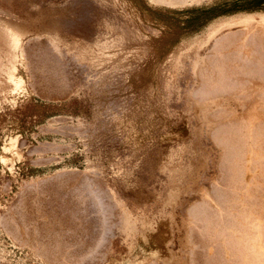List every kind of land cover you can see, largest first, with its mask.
Masks as SVG:
<instances>
[{
  "label": "bare ground",
  "instance_id": "6f19581e",
  "mask_svg": "<svg viewBox=\"0 0 264 264\" xmlns=\"http://www.w3.org/2000/svg\"><path fill=\"white\" fill-rule=\"evenodd\" d=\"M213 1L0 0V108L64 109L3 140L48 175L0 199V264H264V11L182 28Z\"/></svg>",
  "mask_w": 264,
  "mask_h": 264
},
{
  "label": "rangeland",
  "instance_id": "374dc122",
  "mask_svg": "<svg viewBox=\"0 0 264 264\" xmlns=\"http://www.w3.org/2000/svg\"><path fill=\"white\" fill-rule=\"evenodd\" d=\"M255 11L256 12L264 11V0H214L213 3L211 2L210 4L205 3L204 5H201V6H191L189 8H184L179 13L181 14V18L184 20V24L182 26L183 29L200 30L201 28L206 26L207 23L218 18L219 16H225V15L231 16V15L238 14V12L239 13L240 12L256 13ZM175 23H176V20H175ZM260 39H261V36H260ZM258 40H259V38H258ZM259 41L258 42L261 43L262 40H259ZM263 41H262V43H263ZM31 102H33V103H31ZM31 102L27 103L28 104L27 108L28 107L30 108L28 110L30 113L29 114L27 113L28 115H26L25 117L24 116L16 117L17 120H15V121H14L13 114H12L13 113L12 108H9V107H1L0 108V148L4 142L3 140L7 139L9 134L13 130H15V131L17 130L16 132L19 134V137H20V134H21V137H25L22 140L20 137L21 141L24 140L25 143L31 141V142H29L30 145H32L33 143H34L33 145H39V142H45L46 141L43 137H40L38 140L34 139L33 134L35 132H38L39 125H43L47 119H49L51 117H55V115H59L60 114L59 112H62V110L64 111V109H63V107L58 108L57 106L54 107V106H51L50 104H49L50 106L48 104L43 105L42 102L39 100L31 101ZM27 104H25V105H27ZM40 104L44 107H42ZM30 106H32L33 108ZM45 106H47V107H45ZM42 108H45V109H42ZM8 109H10L11 112ZM58 109H60V110H58ZM36 111H37V113H36ZM40 111H43L42 115H40V113H41ZM34 113H36V114H34ZM36 115H38L37 116L38 118H37V121L35 122V118H33V117H35ZM10 117H12V118L10 119ZM2 122H3V124L6 123V125H3ZM14 125L15 126L17 125L18 127L17 126L16 127L19 129H17ZM61 143L62 142H60V144ZM57 144H59V142ZM26 145L23 147H26ZM33 155L29 157L30 159L23 156L22 158H18V159H14V160L9 159L10 160L9 161L6 158V161L8 160L9 163L6 162L4 159L0 158V172H1L0 173V199H2V201H5V202L6 201L11 202L7 206V208H5L3 210V212L7 211L8 208H10L14 203H16V201L17 202L23 201V200H21L22 197H23L22 199H25V202H22V204L26 203V200L29 198L28 193L30 192V188H32L31 186H34L35 183L38 184L39 189L41 190L40 187H41V185L43 186L42 183H44L43 177H44V175L45 176L48 175V170L45 167L46 166L45 163L43 164V162H39L40 156H38L37 154H33ZM60 155H62L61 160L55 162L56 165L54 164V167L58 170H54L55 168L53 167L51 169V174H56L59 170H62L64 168H65V170H75V169H78L76 171H82L83 170L82 168H84V166H85V165H83L84 159L82 158V155L77 150H72V151L66 150V151L60 152L59 156ZM31 157H32V159H31ZM37 158L39 159L38 164H37ZM32 160H34L36 163H32L33 162ZM3 161L6 162L7 165ZM3 163L5 165L4 167H3ZM8 165H10V166L8 167ZM6 166H7V168H6ZM81 166H83V167H81ZM1 169H2V171H1ZM35 177H37V178L34 179ZM27 183H30V184L32 183V184L30 185ZM260 194H264V191H262ZM18 199L21 201H19ZM258 200H260V201H258L259 203H262L263 198L261 197ZM261 205L262 204H260V206H258L260 209L264 207V205H262V206ZM24 207H25V212H26L27 207L26 206H24ZM3 212H2V215H3ZM12 212H14L13 209H12ZM261 212L264 213V208L261 209ZM8 213H9V211H8ZM26 216H27V213H26ZM9 224L10 223H8L6 225L8 226ZM2 238L4 241H9L10 240L9 238H11V237L7 233L6 234L0 233V241H2L1 240ZM13 251H15L14 254L19 253V250L16 248L13 249Z\"/></svg>",
  "mask_w": 264,
  "mask_h": 264
}]
</instances>
